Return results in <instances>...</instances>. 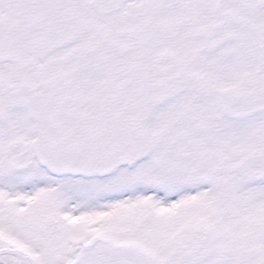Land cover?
<instances>
[{
	"label": "snow or ice",
	"instance_id": "6c2138e0",
	"mask_svg": "<svg viewBox=\"0 0 264 264\" xmlns=\"http://www.w3.org/2000/svg\"><path fill=\"white\" fill-rule=\"evenodd\" d=\"M0 264H264V0H0Z\"/></svg>",
	"mask_w": 264,
	"mask_h": 264
}]
</instances>
